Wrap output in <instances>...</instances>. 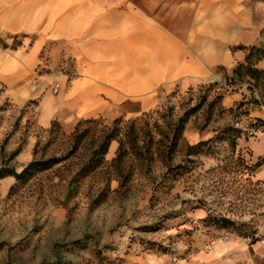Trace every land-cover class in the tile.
Listing matches in <instances>:
<instances>
[{"label":"rangeland","instance_id":"1","mask_svg":"<svg viewBox=\"0 0 264 264\" xmlns=\"http://www.w3.org/2000/svg\"><path fill=\"white\" fill-rule=\"evenodd\" d=\"M217 73L211 80L174 86L156 108L118 117L116 126L85 118L70 130L56 121L39 126L36 99L19 102L0 86V168L16 173L33 159L64 158L26 181L0 177V264H124L140 254L161 258V264H201L199 257L210 252L223 264H264V163L251 178L259 185L251 186L233 172H211L229 152L226 142L186 155L189 145L233 124L242 131L236 151L250 164L264 158V129L250 126L264 118V103L246 102L245 82V96L227 103L225 95L238 83H229L224 69ZM185 115L174 148L171 126ZM111 131L117 138L110 140L102 163L74 182L72 174ZM120 141L119 166L129 178L118 186L113 159ZM146 145L151 158L138 154ZM207 208L246 228L241 233L207 224L202 220ZM253 232L258 240L249 244Z\"/></svg>","mask_w":264,"mask_h":264},{"label":"crops","instance_id":"2","mask_svg":"<svg viewBox=\"0 0 264 264\" xmlns=\"http://www.w3.org/2000/svg\"><path fill=\"white\" fill-rule=\"evenodd\" d=\"M263 27L264 0H0V86L19 102L35 98L42 127L132 118L176 85L218 69L230 76L247 53L239 46L264 43ZM254 66L264 69V58ZM236 86L227 103L245 96ZM199 259L223 264L211 252Z\"/></svg>","mask_w":264,"mask_h":264},{"label":"trees","instance_id":"3","mask_svg":"<svg viewBox=\"0 0 264 264\" xmlns=\"http://www.w3.org/2000/svg\"><path fill=\"white\" fill-rule=\"evenodd\" d=\"M239 48L247 51L244 61L239 62L237 65L233 67L232 74L227 76V80L229 83H238L245 82L248 86V90L250 91L249 98L246 100L247 103L260 104L264 103V69L255 67V62L261 58H264V43L255 46H239ZM257 92L258 97L256 98L253 93ZM240 102L236 109L241 106ZM232 111V109H231ZM188 116L179 117L175 120V123L171 126V132L169 136L170 145L177 146L179 137L181 135L182 129L184 127L185 121ZM255 122L250 126L257 127L261 126L264 129V118L254 119ZM119 120H113V126L118 124ZM242 134L241 129L236 128L233 124H226L221 129L215 131L214 135L205 141L197 142L196 144L189 145L188 153L189 155H202L206 152H210L211 144L216 142H226L229 148V152L223 156L222 159L219 160L216 167L211 169V172L216 171L220 175L227 174L229 172H233L239 177V181L248 182L251 186L259 185V181L252 182L251 178L253 176L254 171L264 163V158L259 159L257 162L250 164L248 163L242 155H240L236 151L237 141ZM71 137L76 138L75 132H72ZM117 138V133L109 132L102 135L100 138L96 148L92 149L89 154L86 156L85 161L79 165L76 171L72 174V180L74 182H79L81 178L85 177L86 174L94 171L100 163H102V158L105 152L107 151L110 140ZM76 140V139H75ZM77 144V143H76ZM123 142L120 141L118 146V151L116 156L113 159V163L115 166V170L117 172L118 186L122 185L125 180H128V175H123L120 170V160H121V149ZM132 150H136L135 145L132 144ZM169 149V148H168ZM137 154V153H136ZM140 156L142 158H151V149L149 145H146L143 151H139ZM63 157H50L45 159H33L26 166H24L19 172L14 171H4L3 168H0V177L5 176L6 174L12 175L13 178L26 181L29 177L33 176V174L38 172H43L50 170L52 167L57 165L58 163L63 161ZM179 166V165H178ZM180 168L176 166L175 172H178ZM255 190V189H254ZM256 191V190H255ZM252 193V192H251ZM206 221L207 224H211L218 229H225L226 227H233L237 231L243 233L246 228V224L244 222H235L226 215H222L221 213H214L210 208H207V215L202 219ZM245 236V235H244ZM257 237L253 232V237H251L249 244H253L257 242Z\"/></svg>","mask_w":264,"mask_h":264},{"label":"built area","instance_id":"4","mask_svg":"<svg viewBox=\"0 0 264 264\" xmlns=\"http://www.w3.org/2000/svg\"><path fill=\"white\" fill-rule=\"evenodd\" d=\"M56 86H52V91H55Z\"/></svg>","mask_w":264,"mask_h":264}]
</instances>
